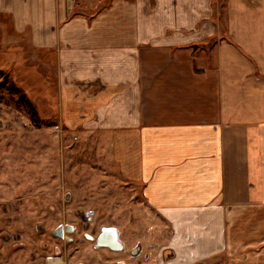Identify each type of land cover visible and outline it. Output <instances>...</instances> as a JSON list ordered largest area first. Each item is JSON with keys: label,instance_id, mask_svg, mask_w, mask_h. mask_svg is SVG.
<instances>
[{"label": "crops", "instance_id": "1", "mask_svg": "<svg viewBox=\"0 0 264 264\" xmlns=\"http://www.w3.org/2000/svg\"><path fill=\"white\" fill-rule=\"evenodd\" d=\"M0 43L168 225L144 264H264V0H0Z\"/></svg>", "mask_w": 264, "mask_h": 264}, {"label": "rangeland", "instance_id": "2", "mask_svg": "<svg viewBox=\"0 0 264 264\" xmlns=\"http://www.w3.org/2000/svg\"><path fill=\"white\" fill-rule=\"evenodd\" d=\"M3 44L0 264H45L53 255V245L59 251L61 247L67 258L62 264L71 259L70 264L78 259L87 263L94 252L89 249L91 241H85L81 233L94 235L108 224L119 227L129 247L139 244L141 255L147 258L152 247L165 243L168 225L147 206L141 185L122 177L110 157L106 135L60 125L52 61L38 63L27 58L25 49L18 54L6 51ZM16 52L19 59H14ZM85 85L104 88L98 79ZM65 191L71 194L69 203L63 201ZM62 219L80 228L70 244L50 240L34 229L35 223H41L48 230ZM46 241L49 246L45 248ZM140 257L129 255L128 264H143Z\"/></svg>", "mask_w": 264, "mask_h": 264}, {"label": "flooded vegetation", "instance_id": "3", "mask_svg": "<svg viewBox=\"0 0 264 264\" xmlns=\"http://www.w3.org/2000/svg\"><path fill=\"white\" fill-rule=\"evenodd\" d=\"M71 194L68 191L64 192L63 201L64 203L70 202ZM90 212L93 210L89 209ZM86 219V217H84ZM34 229L38 233H43L47 235L50 240L58 241L62 244H70L75 235L77 236L79 231V225L74 221L59 220L53 227L48 230L44 228L41 223H35ZM108 229L106 234H103V230ZM82 238L85 241H91L90 250L94 252V258H88L87 263L83 260H76L72 264H128V256L132 255V258L140 255L142 261L147 259L151 253H148V257L141 255V246L139 244L129 247L126 239L121 236V231L119 227L114 224L101 225L97 232L92 235L89 232H82ZM44 247H48V242L43 243ZM53 255L50 256L45 264H62L65 261L62 259H67L60 247V251L57 245H53ZM70 257L73 258L74 253H69ZM139 258V259H140ZM57 259L59 263L53 262ZM72 262V259L68 261V264ZM144 264V263H143Z\"/></svg>", "mask_w": 264, "mask_h": 264}, {"label": "water", "instance_id": "4", "mask_svg": "<svg viewBox=\"0 0 264 264\" xmlns=\"http://www.w3.org/2000/svg\"><path fill=\"white\" fill-rule=\"evenodd\" d=\"M107 231H108V229H104L103 230V234H106Z\"/></svg>", "mask_w": 264, "mask_h": 264}, {"label": "bare ground", "instance_id": "5", "mask_svg": "<svg viewBox=\"0 0 264 264\" xmlns=\"http://www.w3.org/2000/svg\"><path fill=\"white\" fill-rule=\"evenodd\" d=\"M53 262H55V263H56V262L59 263L57 259L53 260Z\"/></svg>", "mask_w": 264, "mask_h": 264}, {"label": "trees", "instance_id": "6", "mask_svg": "<svg viewBox=\"0 0 264 264\" xmlns=\"http://www.w3.org/2000/svg\"><path fill=\"white\" fill-rule=\"evenodd\" d=\"M1 72V71H0Z\"/></svg>", "mask_w": 264, "mask_h": 264}]
</instances>
